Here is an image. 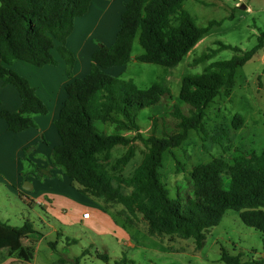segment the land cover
Returning <instances> with one entry per match:
<instances>
[{"label":"trees","instance_id":"1","mask_svg":"<svg viewBox=\"0 0 264 264\" xmlns=\"http://www.w3.org/2000/svg\"><path fill=\"white\" fill-rule=\"evenodd\" d=\"M90 2L0 0V80L13 86L21 101L16 112L0 110L7 130L19 133L35 127L33 116L47 114V106L11 66L16 61L38 68L56 66V51L66 64L70 81L64 87L66 97L54 122L60 142L51 151L50 166L69 179L73 189L125 224L137 227L144 222L150 237L191 239L195 251L203 248L208 231L218 226L229 210L239 213L243 225L259 231L264 244V150L239 154L231 161L213 158L196 164L190 172V196L185 202L170 197L160 172L166 153L180 148L190 131L202 129L206 108L222 90L233 88L236 70L264 48V31L253 49L242 52L231 48L236 55L230 60L211 63L195 77H183L178 99L189 107V114L174 108L178 131L158 137L154 118L151 134L144 137L136 123L137 114L158 104L169 94L168 89L155 84L141 90L131 80H119L105 71L127 65L135 38L143 51L137 61L174 68L215 22L197 27L182 8L184 0H130L124 5L113 44L97 43L89 72L73 78L74 59L65 44L74 20L87 13ZM228 48L221 44L218 50ZM215 53L212 50L203 59ZM241 122L242 118L235 116L232 125L237 129ZM106 124L114 126L116 132L135 135H107ZM137 142L144 149L141 160L125 177L124 169L135 158ZM119 147L124 152L113 159V150ZM36 170L41 176L53 178L47 168ZM42 238L29 221L18 227L0 221V251L12 252L21 261L33 259L32 247ZM222 260L237 264L236 258L227 255H222ZM115 264H126V260L122 257Z\"/></svg>","mask_w":264,"mask_h":264},{"label":"rangeland","instance_id":"2","mask_svg":"<svg viewBox=\"0 0 264 264\" xmlns=\"http://www.w3.org/2000/svg\"><path fill=\"white\" fill-rule=\"evenodd\" d=\"M182 8L197 27H206L209 22H215V25L176 67L165 68L137 61L135 58L143 51L135 38L127 65L105 71L119 80H131L141 90L155 84L168 89L169 94L164 95L158 104L138 112L136 123L144 137L151 134L154 118L157 120L155 135L158 137L178 131L177 120L172 114L174 108L177 107L183 115L189 114V107L178 99L183 77H195L206 71L211 63L230 60L236 55L231 48L242 52L253 49L258 35L264 31V0H184ZM221 44L230 48L218 50ZM212 50L216 53L204 60L203 57ZM54 54L64 62L56 51ZM235 116L242 118L237 129L232 125ZM104 132L107 135H135L116 132L110 124L104 126ZM135 146L136 155L124 169L125 177L141 160L143 146L138 142ZM263 150L264 48L236 70L233 88L222 90L206 108L202 129L190 131L180 148L166 153L160 170L162 181L171 198L179 197L181 202H185L190 196L189 176L193 166L213 158L231 161L239 154H259ZM123 152L124 148H115L113 159ZM33 154L23 151L19 175L21 181L25 180L20 190L0 173V221L17 227L29 221L36 231L44 235L32 247L33 262L12 264H115L122 257L126 264H226L222 255L236 258L237 264H264L263 235L243 225L239 213L231 210L224 213L218 226L208 231L204 246L199 251H195L191 239L175 238L170 241L167 237H150L146 234L144 222L137 227L131 226L112 215L118 224L125 227L126 238L130 239L133 247L120 244L119 238L114 235L105 236L103 224L86 222L85 226L78 218L71 224L64 214L55 209L42 210L30 200V193L24 190V185L30 186L28 180L38 183L50 180L36 170ZM123 191L128 193V190ZM55 203L58 204V200ZM7 252L12 254L4 251V256ZM1 256L0 264H11L7 257ZM102 256L108 259L104 260Z\"/></svg>","mask_w":264,"mask_h":264},{"label":"crops","instance_id":"3","mask_svg":"<svg viewBox=\"0 0 264 264\" xmlns=\"http://www.w3.org/2000/svg\"><path fill=\"white\" fill-rule=\"evenodd\" d=\"M128 1L130 0H91L87 13L74 20L73 30L65 44L74 59L73 78H82L89 72L90 58L97 49V43L104 46L113 44L119 29L121 15L125 10L124 5ZM54 53L55 51H53V55L57 61L56 66L38 68L22 61H16L11 66V70L29 82L37 97L47 106V114L33 116L35 127H30L19 133L9 132L5 122L0 119V173L4 174L20 190L19 188L25 180L21 181L19 175L23 151L33 152L35 166L40 169H49L53 178L44 180L42 183L28 180L31 188L24 190L30 193V200L39 205L42 210L55 209L59 214H64L71 224H74L73 220L77 218L80 221L82 219L83 225L86 222L103 224L105 236L114 235L119 238L120 244L125 245L127 241H130L129 238H126L128 233L125 227L118 224L98 204L80 195L70 186L69 179L62 176L59 170L50 166L48 157H50L53 147L60 142L54 122L58 118L66 97L64 87L70 81L65 75V63ZM20 106L21 101L16 89L11 85H4L0 80V110L16 112ZM57 200L58 204L55 203ZM85 214L87 218L83 219ZM4 251L7 250L0 251V255H3L1 257H7L11 264L19 261V263L24 262L8 252L4 256ZM33 261L34 255L30 262Z\"/></svg>","mask_w":264,"mask_h":264},{"label":"built area","instance_id":"4","mask_svg":"<svg viewBox=\"0 0 264 264\" xmlns=\"http://www.w3.org/2000/svg\"><path fill=\"white\" fill-rule=\"evenodd\" d=\"M85 218H87V215L86 214L83 216V219H85ZM125 245L127 247H133L134 246L131 241H127Z\"/></svg>","mask_w":264,"mask_h":264},{"label":"water","instance_id":"5","mask_svg":"<svg viewBox=\"0 0 264 264\" xmlns=\"http://www.w3.org/2000/svg\"><path fill=\"white\" fill-rule=\"evenodd\" d=\"M26 186H28V187H26ZM24 189H30L31 188V186H29L28 184H26V185H24V187H23Z\"/></svg>","mask_w":264,"mask_h":264}]
</instances>
